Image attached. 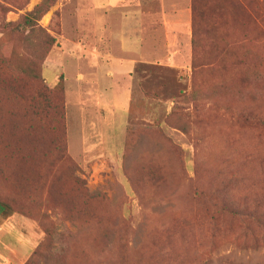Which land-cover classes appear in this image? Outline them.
<instances>
[{
  "label": "rangeland",
  "instance_id": "rangeland-1",
  "mask_svg": "<svg viewBox=\"0 0 264 264\" xmlns=\"http://www.w3.org/2000/svg\"><path fill=\"white\" fill-rule=\"evenodd\" d=\"M149 1L143 23L163 64L121 76L89 50L82 20L94 1L57 0L27 22L43 0H0V59L46 53L45 83L65 84L64 122L19 117L26 145L35 125L40 153L0 150V191L28 214L3 208L45 252L40 264H264V227L222 208L264 212V0ZM164 6H196V17L167 33ZM13 164L28 170L21 186Z\"/></svg>",
  "mask_w": 264,
  "mask_h": 264
},
{
  "label": "crops",
  "instance_id": "crops-1",
  "mask_svg": "<svg viewBox=\"0 0 264 264\" xmlns=\"http://www.w3.org/2000/svg\"><path fill=\"white\" fill-rule=\"evenodd\" d=\"M90 1L92 3L94 1L99 7L92 13L83 12L82 22L85 24L83 26L88 24L87 26L90 27L84 32L89 37V50L95 52L97 68L113 69L110 72L112 75L115 74L116 69H119L121 76H130L139 62L153 64V60L156 59L163 64V59L157 57L158 55H155L156 52L151 48V41L148 39L151 28L143 23L142 15L148 14L147 4L152 1L129 0V6L126 9L122 6L123 1L126 0ZM184 4L186 5L187 2ZM97 12H99L98 16ZM161 12L167 33L171 25L192 23V8L184 7L169 11L164 6ZM99 20L103 22L100 29H97L96 23ZM167 45L170 46V43ZM168 51V64L171 65L172 62L175 63L177 50L173 52L169 47ZM12 219L14 217L10 216L0 204V264H25L36 244L21 228L16 227ZM12 230L19 233L17 240H11Z\"/></svg>",
  "mask_w": 264,
  "mask_h": 264
},
{
  "label": "trees",
  "instance_id": "trees-1",
  "mask_svg": "<svg viewBox=\"0 0 264 264\" xmlns=\"http://www.w3.org/2000/svg\"><path fill=\"white\" fill-rule=\"evenodd\" d=\"M57 0H43L42 3L37 5L33 11H31L24 19L30 22L32 18L41 19L49 8ZM193 14L196 17V6L193 7ZM54 44V39L49 42V46ZM48 52V51H46ZM46 53L40 57L33 59H26L18 52H13L10 56H3L0 59V150H8L12 155L18 152H22L26 148L36 154L40 153V150L44 147L40 145L38 138L35 135V125L33 123L28 124L27 128L30 138L27 140V145L23 143L17 128L19 124L20 116L39 119L40 121H47L50 117L57 118L64 122L65 120V84L63 80L53 88L45 83L43 78V61ZM18 71L21 77L25 80V91L22 93L21 86L15 78V73ZM28 87H38L36 95H31ZM16 102L18 109H11V105ZM23 102L24 106L21 113L20 103ZM10 108V114L6 112V109ZM50 123V121H49ZM261 125L264 126V119L261 118ZM50 126V124H49ZM62 152L61 148L58 149ZM12 176V181L21 186V183L25 182V176L28 170L23 165L17 167L16 164L9 169ZM0 172H3L2 170ZM76 183L81 186L82 181L79 178L76 179ZM0 204L5 208L21 214H28L26 201L20 197H13L3 195L0 191ZM223 211L226 213H236L239 215H247L256 218L261 227H264V212H261V208L253 211L248 206H243L241 209L228 208L223 206ZM261 213L263 216H261ZM112 234V233H110ZM116 234L111 236V240ZM109 248L110 245L106 244ZM45 259L47 263V257L45 252L40 248H35L29 259L25 264H40V261Z\"/></svg>",
  "mask_w": 264,
  "mask_h": 264
}]
</instances>
